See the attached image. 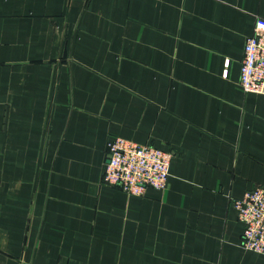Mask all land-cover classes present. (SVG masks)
I'll return each instance as SVG.
<instances>
[{
  "label": "crops",
  "instance_id": "obj_1",
  "mask_svg": "<svg viewBox=\"0 0 264 264\" xmlns=\"http://www.w3.org/2000/svg\"><path fill=\"white\" fill-rule=\"evenodd\" d=\"M258 18L264 0H0V264H264L233 205L264 186V95L239 86ZM114 137L172 153L167 187L104 184Z\"/></svg>",
  "mask_w": 264,
  "mask_h": 264
},
{
  "label": "built area",
  "instance_id": "obj_2",
  "mask_svg": "<svg viewBox=\"0 0 264 264\" xmlns=\"http://www.w3.org/2000/svg\"><path fill=\"white\" fill-rule=\"evenodd\" d=\"M239 86L244 93L264 95V19H257L253 34L246 39ZM108 153L104 184L120 187L131 196H143L149 188L167 187L172 153L121 137L110 140ZM233 205L244 225L242 246L263 254L264 186L250 189L243 198L234 200Z\"/></svg>",
  "mask_w": 264,
  "mask_h": 264
}]
</instances>
